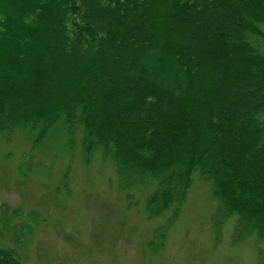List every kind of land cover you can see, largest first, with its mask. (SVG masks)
I'll list each match as a JSON object with an SVG mask.
<instances>
[{
	"label": "trees",
	"instance_id": "obj_1",
	"mask_svg": "<svg viewBox=\"0 0 264 264\" xmlns=\"http://www.w3.org/2000/svg\"><path fill=\"white\" fill-rule=\"evenodd\" d=\"M77 129L152 188L149 215L171 221L197 170L264 237V0H0V133Z\"/></svg>",
	"mask_w": 264,
	"mask_h": 264
},
{
	"label": "rangeland",
	"instance_id": "obj_2",
	"mask_svg": "<svg viewBox=\"0 0 264 264\" xmlns=\"http://www.w3.org/2000/svg\"><path fill=\"white\" fill-rule=\"evenodd\" d=\"M33 139L0 133V247L21 264H264V237H237L197 170L169 221L172 207L149 215L150 186L122 189L110 157H86L79 129Z\"/></svg>",
	"mask_w": 264,
	"mask_h": 264
}]
</instances>
